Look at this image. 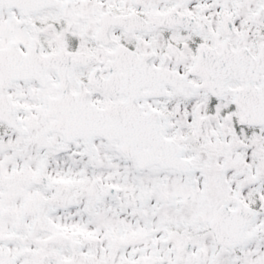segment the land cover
Returning <instances> with one entry per match:
<instances>
[{
  "label": "snow or ice",
  "instance_id": "6c2138e0",
  "mask_svg": "<svg viewBox=\"0 0 264 264\" xmlns=\"http://www.w3.org/2000/svg\"><path fill=\"white\" fill-rule=\"evenodd\" d=\"M0 264H264V0H0Z\"/></svg>",
  "mask_w": 264,
  "mask_h": 264
}]
</instances>
